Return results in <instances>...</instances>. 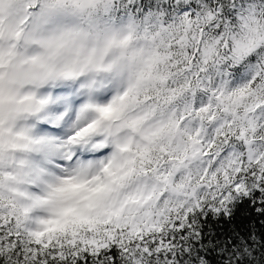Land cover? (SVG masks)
<instances>
[{"label":"snow or ice","instance_id":"snow-or-ice-1","mask_svg":"<svg viewBox=\"0 0 264 264\" xmlns=\"http://www.w3.org/2000/svg\"><path fill=\"white\" fill-rule=\"evenodd\" d=\"M250 216L264 0H0V264H264Z\"/></svg>","mask_w":264,"mask_h":264},{"label":"trees","instance_id":"trees-1","mask_svg":"<svg viewBox=\"0 0 264 264\" xmlns=\"http://www.w3.org/2000/svg\"><path fill=\"white\" fill-rule=\"evenodd\" d=\"M145 3H154V0H145ZM237 223L239 224V231L241 233H246L249 229L255 233H264V227H262V225H264V218L250 216L246 219L238 221ZM233 227H236V225H233ZM253 246L257 248L255 256L259 261L262 253H264V249L259 248L258 245Z\"/></svg>","mask_w":264,"mask_h":264}]
</instances>
